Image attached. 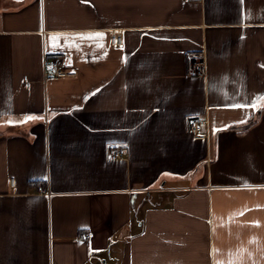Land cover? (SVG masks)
<instances>
[{
	"label": "crops",
	"instance_id": "0c3cea01",
	"mask_svg": "<svg viewBox=\"0 0 264 264\" xmlns=\"http://www.w3.org/2000/svg\"><path fill=\"white\" fill-rule=\"evenodd\" d=\"M261 96L264 0H0V264H264Z\"/></svg>",
	"mask_w": 264,
	"mask_h": 264
},
{
	"label": "built area",
	"instance_id": "2783aa9c",
	"mask_svg": "<svg viewBox=\"0 0 264 264\" xmlns=\"http://www.w3.org/2000/svg\"><path fill=\"white\" fill-rule=\"evenodd\" d=\"M122 41L121 35H114L111 37V42L113 44H120ZM192 71L197 75H204L205 63L204 60L200 57L194 58L191 64ZM71 72L67 71L66 66L62 60V57L59 55L46 58L44 61V74L45 75H54V76H65ZM25 86L28 87L27 77L23 78ZM190 131L196 138H204L205 135L202 133V125L199 120L192 119L190 121ZM124 145L117 142H110L107 144V156L109 159H117L122 157L124 152ZM10 184L13 185L15 180L13 177L9 179ZM39 189L42 190V186H39ZM86 238H89L90 235L84 233Z\"/></svg>",
	"mask_w": 264,
	"mask_h": 264
},
{
	"label": "snow or ice",
	"instance_id": "6c2138e0",
	"mask_svg": "<svg viewBox=\"0 0 264 264\" xmlns=\"http://www.w3.org/2000/svg\"><path fill=\"white\" fill-rule=\"evenodd\" d=\"M82 2H84V0H82ZM80 38L83 39H102L103 38V33H89V34H77ZM58 36L56 34H54L53 36L50 37V40L55 41L57 40ZM99 47H103V45H99ZM257 101H264V96L258 97L256 100L252 101L251 103V107L256 108L258 106H260ZM234 107H242V105H234ZM34 117L28 116L25 117V120H30L33 119ZM44 179H46V177H44ZM246 211V210H245ZM243 211L239 212L238 215H243Z\"/></svg>",
	"mask_w": 264,
	"mask_h": 264
}]
</instances>
